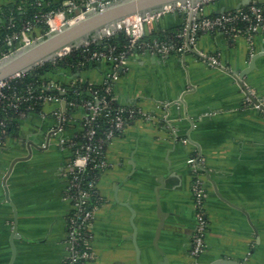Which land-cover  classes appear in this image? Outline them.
<instances>
[{
  "label": "crops",
  "instance_id": "obj_1",
  "mask_svg": "<svg viewBox=\"0 0 264 264\" xmlns=\"http://www.w3.org/2000/svg\"><path fill=\"white\" fill-rule=\"evenodd\" d=\"M13 1L0 0V8ZM241 2L205 0L203 14L236 9ZM185 21V14L165 11L150 21L147 35ZM194 50L229 71L254 61L244 82L264 103V31L251 37L205 31ZM109 69L104 62L60 68L51 81L80 78L101 85ZM117 73L112 83L117 102L155 119L138 118L106 148L108 166L98 179L100 204L90 226L93 257L85 264H195L192 156L201 161L198 177L207 191L208 230L196 264L222 259L264 264V111L228 71L188 49L166 59L135 54ZM57 111L75 121L47 149L33 148L30 158L17 162L5 188L12 160L29 154L27 140L43 145ZM81 114L65 102L44 104L23 115L16 134L0 145V264H64L71 212L66 168L72 154L60 137L81 131Z\"/></svg>",
  "mask_w": 264,
  "mask_h": 264
},
{
  "label": "built area",
  "instance_id": "obj_2",
  "mask_svg": "<svg viewBox=\"0 0 264 264\" xmlns=\"http://www.w3.org/2000/svg\"><path fill=\"white\" fill-rule=\"evenodd\" d=\"M116 1L118 0H82L81 2L67 0L57 10L37 14L34 21L25 24L20 31L7 34L3 38L0 46L7 47V50L0 56V59L17 52L28 44L36 42L40 37L60 29L63 25L84 17L87 11L102 10ZM36 3L39 6H45L44 0H36ZM165 11H178L186 16L184 30L179 34V36L185 38V44L177 48L178 54H184L188 49L186 33L188 30L189 14L192 11L194 12V18L190 26L189 42L193 48L200 34L205 31H221L232 36L246 34L249 37L257 32L264 31V3H251L244 8L232 9L209 16L203 14V2L198 3L195 7H192L190 3H178L174 6H168L162 13ZM162 13L146 15L145 17L132 16L119 24L112 32H108L98 39L92 38L80 46L85 47L84 51L87 62H104L109 66L110 69L103 83L107 85L105 94H101L99 90H94L90 92L93 99L71 100L67 102L63 97V94L66 93V88L62 83L50 80L38 86L30 84L27 89V95L15 92L12 96H7L6 89L10 88L11 81L21 78L26 73L0 81V102L5 98H10L14 101L15 107H18L22 102L31 101H34V103L39 102L41 105L65 102L67 107H74V110H80L82 113L79 120L81 131L74 133L68 138L60 137V143L70 149L72 154L66 168L67 183L65 198L71 204V212L66 235L68 254L64 264H85L93 257L90 226L95 220L97 206L92 204L90 199L97 191L99 178L94 176L91 179H87L86 176L89 170L91 172L95 169L103 170L107 168L106 148L115 137L125 130L129 120L135 121L138 118L146 120L155 119L154 115L144 112L136 106L121 105L115 107L113 101L107 95L114 92L112 83L118 77L117 71L128 65L131 56L135 54L141 56L154 55L166 59L176 52L175 44L157 39L153 41H146L144 39L147 35V25ZM2 24H5V19L0 17V25ZM241 24H245L246 27L238 29ZM13 26L14 24L11 20L7 27L11 28ZM121 31L125 32L128 36V43L122 48L109 45L106 48L89 50V45L92 42H104ZM73 49H68L66 52ZM210 60H212L211 64L219 66V61L216 58L211 57ZM57 113L59 115L55 128L57 129V133H63L75 119L68 118L58 111ZM100 117L106 119L107 127L101 133H98L92 124L98 121ZM2 126H5V123L0 119V127ZM81 132H84V141H77L76 138ZM188 162L195 173L193 193L196 208V230L191 256L196 264L198 257L204 251L208 230V220L205 213L207 191L198 177L200 171H202L201 161L196 156H192L188 159Z\"/></svg>",
  "mask_w": 264,
  "mask_h": 264
},
{
  "label": "water",
  "instance_id": "obj_3",
  "mask_svg": "<svg viewBox=\"0 0 264 264\" xmlns=\"http://www.w3.org/2000/svg\"><path fill=\"white\" fill-rule=\"evenodd\" d=\"M203 1L205 0H118L106 6L102 10L87 11L84 17L79 18L72 23L63 25L60 29L54 30L46 36L40 37L36 42L28 44L17 52L11 53L7 57L0 60V81L9 79L21 73L31 72L36 66L61 56L63 51L66 49L80 47L92 38L98 39L102 35L112 32L119 26V24L123 23L126 19L132 16L145 17L146 15H156L162 13L168 6H174L178 3H190L192 7H195L198 3ZM251 3H264V0H242V2L236 6V9H240ZM193 18L194 12L192 11L189 14L188 30L186 33L188 50L196 53L204 60L211 63L212 60L207 58L205 55L196 52L189 42L190 26ZM254 63L255 62L252 61L248 68L242 71H229L221 65H219V67L228 71V73H230L237 80L238 84L244 90L245 95L249 98L252 104L264 111L263 101L259 96H255L244 82L245 76H247L254 68ZM57 134V129L54 125L52 128H49L47 134H45L46 139L44 140L43 145L27 140L26 146L29 154L12 160L3 180L5 188H7L6 182L14 165L19 161H24L30 158L33 148L39 150L47 149L51 138L53 136L56 137ZM16 235L17 226L15 221L13 238ZM212 264L243 263L230 259H222L215 261Z\"/></svg>",
  "mask_w": 264,
  "mask_h": 264
},
{
  "label": "trees",
  "instance_id": "obj_4",
  "mask_svg": "<svg viewBox=\"0 0 264 264\" xmlns=\"http://www.w3.org/2000/svg\"><path fill=\"white\" fill-rule=\"evenodd\" d=\"M81 2L82 0H76ZM45 6H39L36 3V0H14L10 4L0 8V17L5 19V24L0 25V42L7 34H11L15 31H20L25 24L28 22L34 21V18L37 14H41L51 10H57L62 6L60 3H50L48 0H44ZM244 8V7H243ZM216 15V14H212ZM14 24L13 27L8 28L7 25L10 24V21ZM185 24L173 27L167 30H159L156 33L146 35L144 38L146 41H153L155 39L166 41L176 45V52L173 54H178L177 48L182 47L185 44V38L179 36L183 32ZM245 24H241L238 29H244ZM238 31V30H237ZM243 33V32H241ZM128 43V36L125 32L121 31L110 38L106 39L104 42H92L89 45V50H98L106 48L109 45H115L117 48H122L125 44ZM7 50V47L0 46V56ZM85 47H80L73 49L69 54H66L63 57H58L55 60L45 62L36 66L31 72H27L21 78H17L11 81L10 88L6 89L7 96H12L13 93L17 92L21 95H27V89L30 84L38 86L40 84L46 83L51 80V77H54L60 68L71 67L73 70L76 69H85L88 68L93 63L86 61ZM58 83H61L58 81ZM66 88V93L63 94V97L67 102L71 100L80 101L81 99H93V96L90 92L94 90H99L101 94H105L106 84L97 85L90 83L87 80L76 79L74 82L62 83ZM113 89V86H112ZM107 97L113 101L115 107L121 106L115 98L114 92L108 94ZM42 105L38 103L31 102H22L18 107H15V103L10 98H5L0 102V119L4 121L5 126L0 127V145L4 142L7 136H14L19 125L20 118L23 115H28L33 111H37ZM69 110H74V107L68 106ZM134 122V120H129V123ZM98 131L101 133L103 129L107 127L106 119L100 117L98 121L92 124ZM122 133V132H121ZM120 133V134H121ZM119 134V135H120ZM84 132L78 134L76 138L77 141H84ZM103 170L95 169L87 174V179H91L94 176L100 177V174ZM90 202L96 206H99V194L96 191L94 196L91 197Z\"/></svg>",
  "mask_w": 264,
  "mask_h": 264
},
{
  "label": "rangeland",
  "instance_id": "obj_5",
  "mask_svg": "<svg viewBox=\"0 0 264 264\" xmlns=\"http://www.w3.org/2000/svg\"><path fill=\"white\" fill-rule=\"evenodd\" d=\"M70 51H71V50H69V51H68V52H66V53H62V55H61V56H58V57H63V56H65L66 54H69V53H70ZM58 57H57V58H58ZM55 59H56V58H55ZM55 59H53V60H55ZM0 60H2V59H0ZM51 61H52V60H51Z\"/></svg>",
  "mask_w": 264,
  "mask_h": 264
},
{
  "label": "bare ground",
  "instance_id": "obj_6",
  "mask_svg": "<svg viewBox=\"0 0 264 264\" xmlns=\"http://www.w3.org/2000/svg\"><path fill=\"white\" fill-rule=\"evenodd\" d=\"M67 50H68V49H66L65 51H63V53L66 52Z\"/></svg>",
  "mask_w": 264,
  "mask_h": 264
}]
</instances>
